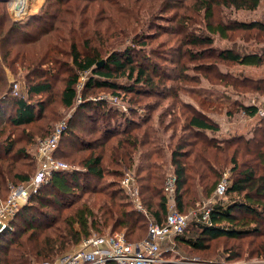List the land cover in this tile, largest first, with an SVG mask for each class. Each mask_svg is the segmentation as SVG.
<instances>
[{"label":"rangeland","instance_id":"1","mask_svg":"<svg viewBox=\"0 0 264 264\" xmlns=\"http://www.w3.org/2000/svg\"><path fill=\"white\" fill-rule=\"evenodd\" d=\"M193 2L194 0H0V98L3 100L1 108L5 109L4 118L16 114L14 102L20 97L34 105H44L41 112L39 108L36 109L38 115L33 123L13 126L5 124L7 120L0 121V141L6 144L8 136L14 141L16 150L25 149L32 157L20 159L17 167L29 170L28 162L33 160L35 164V170L28 180L18 182L12 179L8 182V189L0 197V202L7 201L13 188L26 185L35 175L41 160L39 149L42 142L61 124L66 126L64 133H67L58 144V156L61 157L56 155V151L55 156L68 163L73 170H84L80 157L86 156L88 150L71 148L67 141L70 144L78 142L86 145L88 140L98 136V132L92 131L94 127H102L110 122L105 128L109 131H122L126 125L125 116L138 121L151 116L149 122L158 128L160 147L166 157L162 160L158 157V160L164 163L167 161L166 179L168 175L175 174L170 156L178 140L181 137L190 141L194 138L192 131L186 128L192 114L205 113L208 119L219 126L217 132L208 131L216 142H222L233 135H247L258 124L259 117L246 115L242 104L257 102L264 110V94L237 87L230 81L249 78L246 82L250 83L251 79L264 77V63L260 66L242 65L221 60L218 53L227 48L237 51L259 50L264 48V37L245 41L241 37L244 32L237 31L230 38L215 35V41L211 45L184 44L181 35L183 31H180L186 26L179 24L180 16H185L188 20L186 34L193 36L203 32L202 17L191 10ZM220 8L216 12V18L223 20L229 17L247 21L264 19V0L255 10L231 11L223 6ZM5 11L10 20L16 23L10 33L7 32L10 24H3L2 21ZM53 13H60L56 15L59 17L58 21L51 17L54 16ZM56 28L61 29V33ZM48 29L50 31L47 32ZM72 44H76L77 51L84 55L90 52L100 53L98 63L101 60L104 63L97 65L98 68L110 62L108 58L111 52L130 48L136 62L144 66L149 74H154V85L146 82L134 85V79L126 74L112 77V81L118 84L116 88L88 86L92 73L82 72L77 83L79 93L76 101L73 106L66 107L61 102V90L74 68L73 56L67 55L72 52ZM50 72L56 76L52 79V91L38 95L27 92L29 79L36 80L42 73L49 75ZM128 87H133L135 91H128ZM84 104L89 106L82 109ZM80 113L89 116L81 117ZM128 125L133 126L130 122ZM118 137L116 133L110 142L116 141ZM219 144L223 146L224 143ZM200 146L193 148L198 149ZM232 150L233 148L228 147V158ZM219 154L221 161L217 166L222 172L219 182L224 180L229 185L234 176L233 165L231 162L225 164L224 156L221 153L217 155ZM155 158L157 159L156 156ZM104 161L109 170L117 168L106 158ZM238 162L242 167V156ZM123 171V178L130 173L138 181L134 168H125ZM48 183L41 184L37 190L30 188L31 198L14 209L15 212L8 219L9 223L4 230L12 228V231L18 232L22 228L25 224L23 208L30 202L34 208L31 209L32 215L38 216L41 211H45L63 217L84 200L92 203L96 196L89 192L80 195L81 197L50 193ZM93 184L101 185L95 181ZM119 187L123 188L122 183ZM40 189L41 194L46 197L43 203L39 201ZM124 192L129 196L125 189ZM129 198L125 200H131L132 197ZM211 205L209 197L200 196L194 205L187 206L184 213L191 219L189 237L198 236V231L192 227L195 225L196 215ZM143 209L146 211L144 206ZM59 221L53 219L51 222L54 226H62ZM103 228L102 232L94 231L92 234L115 233L109 231L110 226ZM142 240L132 239L136 242ZM249 241L250 239L242 240L244 249ZM80 243L73 244L54 259L77 249ZM239 243V240L220 239L212 241L210 247L203 250L194 249L184 241L170 237L161 243L160 255L166 262L173 264H264V257L255 255L244 254L242 257L229 259L233 255L230 250ZM237 249L238 247L236 251ZM41 260L47 259L33 258L31 264Z\"/></svg>","mask_w":264,"mask_h":264},{"label":"trees","instance_id":"2","mask_svg":"<svg viewBox=\"0 0 264 264\" xmlns=\"http://www.w3.org/2000/svg\"><path fill=\"white\" fill-rule=\"evenodd\" d=\"M261 1L194 0L191 10L202 17L203 32L202 34H193V36L186 34L188 20L185 16H180L179 24L186 26L180 31H183L181 33L182 41L184 44L194 46L211 45L215 41V35L230 38L237 31L244 32L241 37L245 41L264 37V19L247 21L230 17L226 20L216 18V12L221 9V6L231 9V11L232 9L255 10ZM53 15L51 17L58 21L59 17L56 15H60V13H53ZM2 18L3 24H10L7 32H12L13 24L16 23L10 20L6 11L3 12ZM56 31L61 33L59 28ZM253 33H255L254 36ZM72 48V52L67 55L73 56V72L67 76L61 90V102L66 107L73 106L76 101L79 93L77 83L82 72L90 71L92 73L88 86L116 88L118 84L112 81V77L126 74L129 78L134 79V85L141 82L154 85L152 83L154 74H149L144 66L136 62L130 48L120 52H111L108 58L110 62L105 63L102 68L97 67L101 57L100 53L90 52L84 55L77 51L76 44H72ZM218 58L242 65L260 66L264 63V48L249 51L227 48L219 51ZM53 60L54 57H52ZM39 77L36 80H28V93L38 95L53 90L52 79L56 77L54 73L50 72L49 75L42 73ZM249 80V78H243L230 82L237 87L249 88L264 94V77L251 79V82L247 83L246 81ZM1 83L0 78V89ZM126 89L135 91L133 87ZM2 103L3 100L0 98V121L7 120L5 124L13 126L35 122L38 115L36 109L39 108V112H41L44 108L43 104L34 105L20 97L14 102L16 114L4 118L5 109L1 108ZM88 106L89 104H84L82 109ZM242 108L246 115L259 117L258 124L250 129L247 135L245 133L233 135L222 140L224 144L220 146L222 144L219 143L222 142L214 141V138L208 134V131H219V126L208 119L205 113L192 114L188 118L186 128L188 131H192L193 140L181 137L170 156L177 179L175 192L177 205L183 213L186 212L187 206L194 205L200 196L208 198L215 192L222 174L217 166L221 157L220 154H217L221 153L224 156L225 164L232 163L234 176L231 178L225 194L210 206V223L194 221L195 225L192 227L198 231V236L195 238L188 236L190 224L183 233L174 236L194 249L203 250L208 249L212 241L239 240L238 246L230 250L233 255L231 254L229 259L242 257L244 254L264 257V115L259 113L260 106L257 102L243 103ZM79 116L88 117L89 115L80 113ZM150 119L151 116L138 121L125 116L126 125L122 131H109L105 128L110 125V122H107L102 127H94L92 131L98 132V136L88 140L86 145H81L78 142L70 144L67 141L71 148L76 150L86 148L88 150L86 156L80 157L84 170L56 172L47 184L50 187L49 192L69 197H79L89 192L96 195L92 201L94 204L84 200L65 216L58 217L45 211H41L38 216L32 215L31 209L34 208L30 202L23 208L25 224L21 226L22 228L18 232L12 231L10 228L0 232V264H31L33 258L52 260L59 253L68 250L73 244L82 242L83 238L88 237L94 231L102 232L105 226H110L109 231L112 233L124 230L129 240L139 241L147 236L150 221L165 224L168 214V197L164 189L167 161L161 162L163 158H166L160 147L161 137L158 128L150 124ZM129 122L133 126L128 125ZM133 130L136 132L134 133ZM116 133L119 136L118 139L110 142ZM1 134L2 131H0ZM6 139H8L6 144L0 141V197L8 189L9 181L12 179L18 180V182L26 181L35 170L33 160L27 164L30 167L29 170L17 167L20 159L32 157L25 149L16 150L15 143L10 137L7 136ZM197 145L201 146L194 149L193 147ZM228 147L233 148L229 158L227 156ZM59 151L60 145L56 150L57 156ZM240 156L243 157L242 167L238 162ZM158 157L161 160H158ZM104 158L117 168L109 170L105 165ZM23 164L26 165V162ZM125 168L135 169L140 185L141 202L146 211L137 209L131 197V200H125L129 196L122 187H119ZM107 176L109 178H106ZM94 181L101 185L93 184ZM42 189L39 190L40 193L38 192L41 203L46 198L41 194ZM120 193L125 194L120 196ZM53 219L60 220L62 226H54L51 222ZM245 239H250V241L244 249L242 240ZM156 264L173 263L162 261Z\"/></svg>","mask_w":264,"mask_h":264},{"label":"built area","instance_id":"3","mask_svg":"<svg viewBox=\"0 0 264 264\" xmlns=\"http://www.w3.org/2000/svg\"><path fill=\"white\" fill-rule=\"evenodd\" d=\"M260 112L261 115H264L262 108ZM65 128L64 124L59 125L53 130L50 137L42 142L39 149L41 154L39 168L31 180L26 185L13 188L8 200L0 202V232L8 225V219L11 218L15 210L31 198L30 188L37 190L41 184L50 182L56 172L73 170L68 163L55 156ZM176 182L175 174L168 175L164 188L168 197L166 223L151 222L148 235L144 240L129 241L124 231L113 234H91L83 238L77 249L60 255L54 260H41L33 264H156L165 261L164 257L160 255V242L183 233L191 220L189 215L181 212L178 208L175 195ZM121 183L129 196L132 197L135 207L144 210L140 202V188L135 176L128 173ZM227 186L226 181L219 182L212 204L225 194ZM209 208L206 207L196 215L195 221L210 223Z\"/></svg>","mask_w":264,"mask_h":264},{"label":"crops","instance_id":"4","mask_svg":"<svg viewBox=\"0 0 264 264\" xmlns=\"http://www.w3.org/2000/svg\"><path fill=\"white\" fill-rule=\"evenodd\" d=\"M214 198H215V192L209 197V201H211V203H212ZM164 241H166V239L162 240V242H164Z\"/></svg>","mask_w":264,"mask_h":264},{"label":"water","instance_id":"5","mask_svg":"<svg viewBox=\"0 0 264 264\" xmlns=\"http://www.w3.org/2000/svg\"><path fill=\"white\" fill-rule=\"evenodd\" d=\"M104 63V60H101L98 65H102Z\"/></svg>","mask_w":264,"mask_h":264}]
</instances>
